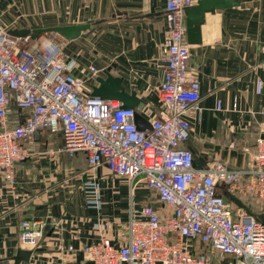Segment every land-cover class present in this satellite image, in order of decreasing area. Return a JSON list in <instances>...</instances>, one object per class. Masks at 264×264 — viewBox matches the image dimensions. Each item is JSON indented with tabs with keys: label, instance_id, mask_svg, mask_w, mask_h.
Instances as JSON below:
<instances>
[{
	"label": "built area",
	"instance_id": "1",
	"mask_svg": "<svg viewBox=\"0 0 264 264\" xmlns=\"http://www.w3.org/2000/svg\"><path fill=\"white\" fill-rule=\"evenodd\" d=\"M195 1L165 0V68L158 88L163 108L144 130L137 128L136 109L88 92L86 80L72 72L76 60L50 33L15 36L0 25V175L14 185L15 163L30 155L23 145L47 131L61 135L58 152L73 157L84 151L87 171L104 167L128 179L131 193L142 183L166 208L147 202L132 209L121 244L101 236L84 245L81 251L93 264H264V134L248 165L236 169L221 161L195 167L192 151L181 145L191 131L187 112L201 111L199 81L187 73L184 19ZM89 70L92 78L98 75L96 67ZM262 87L258 80V93ZM219 184L234 198L246 197L258 213L231 207ZM86 185L88 204L99 207L98 185ZM47 225L21 220L19 243L38 247Z\"/></svg>",
	"mask_w": 264,
	"mask_h": 264
},
{
	"label": "crops",
	"instance_id": "2",
	"mask_svg": "<svg viewBox=\"0 0 264 264\" xmlns=\"http://www.w3.org/2000/svg\"><path fill=\"white\" fill-rule=\"evenodd\" d=\"M164 11L165 0H0V25L32 30L88 24L72 39L50 32L76 60L73 74L86 80L89 93L98 85L97 77L118 78L125 91L142 100L138 112L150 122L163 108L158 88L165 68L161 56L167 31ZM184 19L186 24V14ZM199 34L195 43L188 42L187 29L185 37L190 52L187 73L199 81L201 111L187 112L191 131L181 145L192 151L196 167L212 161L232 169L247 166L257 139L264 134V0H239L237 5L206 11ZM90 66L99 69L95 78L89 74ZM258 80L263 82L260 93ZM44 132L51 138L60 136L55 151L48 147L50 137L44 139ZM36 139L45 143L23 147L30 154L27 158L36 153L41 158L49 156L46 170L42 171L39 160L32 163L25 158L15 163L14 185L0 175V264H93L81 248L101 236L123 243L132 209L151 202L166 210L142 183L135 184L131 193L128 179L100 178L96 171H87L84 151L73 158L81 154L86 166L62 178L61 171H70L74 162L66 165L56 159L61 135L39 131ZM90 180L98 185L99 207L88 204L86 182ZM217 191L232 197L222 184ZM233 199L237 206L258 213L257 206L246 205V197ZM24 219L47 221L38 247L19 243V223ZM19 248L31 251L28 261H14Z\"/></svg>",
	"mask_w": 264,
	"mask_h": 264
},
{
	"label": "water",
	"instance_id": "3",
	"mask_svg": "<svg viewBox=\"0 0 264 264\" xmlns=\"http://www.w3.org/2000/svg\"><path fill=\"white\" fill-rule=\"evenodd\" d=\"M239 0H198L197 4L185 10L186 14V27H187V40L189 43H195L200 40L199 28L204 20L206 11L221 9L231 5H237ZM88 24H79L71 26H57L51 28L40 29H10L8 33L15 36L31 35L32 37L46 34L50 32H57L64 36L66 39H72L79 35L80 31L88 28ZM98 85L93 87L91 95L98 96L102 99L118 100L122 107L134 108L135 122L139 130L150 128V122L146 121L144 117L138 112L144 105L142 100L135 94L125 91L120 85L118 78H112L107 75L106 78L97 77ZM196 167V161H193ZM31 254L30 250L21 249L17 250L16 255L13 257L16 263L20 261H28Z\"/></svg>",
	"mask_w": 264,
	"mask_h": 264
},
{
	"label": "rangeland",
	"instance_id": "4",
	"mask_svg": "<svg viewBox=\"0 0 264 264\" xmlns=\"http://www.w3.org/2000/svg\"><path fill=\"white\" fill-rule=\"evenodd\" d=\"M44 139H46V138H49L50 137V139H49V145L50 146H48V147H51V148H53L54 149V151L56 150V147H55V143H57V142H59L60 140H61V138H60V136L58 135V136H54L53 138H51V135H49V134H47L46 132H44ZM33 143H35V144H37V143H40V146H42L44 143H45V141L44 140H42V141H37V139L33 142ZM41 149H45L44 147H40ZM55 155V154H54ZM48 157L49 156H47V157H44V158H41L40 156H39V154L38 153H36L35 154V156H31L30 158H27V159H29L30 161H32V163H33V161L34 160H36V161H40V163H39V166H42V168H43V170L42 171H44V170H46V168L45 167H47L48 166V162H49V159H48ZM51 157V156H50ZM53 157V156H52ZM75 157V156H74ZM81 158V154H78L77 156H76V158L74 159L73 157L72 158H70L68 155H66V154H64V153H62V152H58V153H56V159H58L61 163H64V164H66V165H69L70 163H72V162H74V165H72V169L69 171V170H66L67 172H65V171H61L62 173H61V175H62V178H66V177H68V175H71V173H76L77 171H76V169L77 168H79V169H81V168H84L86 165H85V163L80 159ZM39 169V168H38ZM100 170V171H99ZM76 171V172H75ZM94 171H96V173H97V175L100 177V178H102V177H104V178H106L105 176H110V177H114V178H116L114 175H112L111 173H109L104 167H101L100 169H96V170H94ZM98 171V172H97ZM103 171H104V174H103ZM56 175V174H55ZM69 178V177H68ZM120 180L121 181H123V182H128V180L126 179V178H122V177H120ZM145 189V188H144ZM138 189L136 188L135 189V191H137ZM145 191L146 192H148V195H150V197H152V199H154L155 200V193L152 191V190H150V189H145ZM141 192V191H140ZM137 193L139 194V191H137ZM142 193H143V191H142ZM137 195V194H136ZM138 196V195H137ZM137 198V201L139 200V198L138 197H136ZM136 201V200H135ZM136 201V202H137ZM227 202L230 204V206L231 207H235V206H237V202H236V200H234L233 199V197H227ZM256 218H259L258 216H256ZM231 259V257L230 256H225V260L227 261V260H230Z\"/></svg>",
	"mask_w": 264,
	"mask_h": 264
}]
</instances>
